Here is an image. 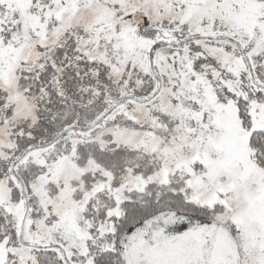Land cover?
Listing matches in <instances>:
<instances>
[{
    "label": "snow or ice",
    "instance_id": "1",
    "mask_svg": "<svg viewBox=\"0 0 264 264\" xmlns=\"http://www.w3.org/2000/svg\"><path fill=\"white\" fill-rule=\"evenodd\" d=\"M0 264H264V0H0Z\"/></svg>",
    "mask_w": 264,
    "mask_h": 264
}]
</instances>
